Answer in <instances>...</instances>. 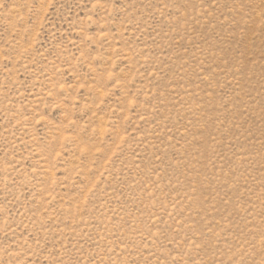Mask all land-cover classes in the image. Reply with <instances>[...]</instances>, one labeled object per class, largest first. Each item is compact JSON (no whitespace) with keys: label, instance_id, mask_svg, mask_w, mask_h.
I'll return each instance as SVG.
<instances>
[{"label":"rangeland","instance_id":"374dc122","mask_svg":"<svg viewBox=\"0 0 264 264\" xmlns=\"http://www.w3.org/2000/svg\"><path fill=\"white\" fill-rule=\"evenodd\" d=\"M0 264H264V0H0Z\"/></svg>","mask_w":264,"mask_h":264}]
</instances>
